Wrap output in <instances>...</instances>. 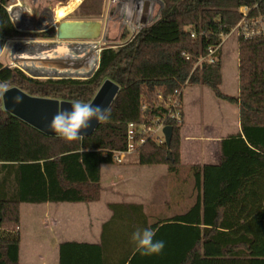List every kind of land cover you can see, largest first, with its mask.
<instances>
[{"label":"trees","instance_id":"1","mask_svg":"<svg viewBox=\"0 0 264 264\" xmlns=\"http://www.w3.org/2000/svg\"><path fill=\"white\" fill-rule=\"evenodd\" d=\"M10 1L0 0V54L7 39L56 38L54 27L37 33L20 31L8 10ZM159 1L160 18L134 41L118 49L104 48L98 69L88 78L40 79L0 61V82L32 96L90 103L106 80L120 86L109 121L101 123L92 136L76 141L46 135L5 111L0 93V264H22L23 205L100 201L106 168L115 164L113 152L127 149L129 125L143 124L153 117L161 119L169 98L187 81L206 85L219 99L238 105L246 139L241 133L232 137L252 153L260 154L248 143L264 153V146L251 135L252 131H264L262 42L239 43L238 96L221 89L222 50L215 63L196 66L238 23L241 6L258 2L263 6L264 0ZM106 2L85 0L79 10L92 3L86 16H101ZM192 32L199 35L198 41ZM184 118L183 111L181 121L166 120L174 128L170 148L166 142L148 140L139 151L142 165H165L178 174L183 166ZM190 169L191 191L188 179L174 181L169 187L168 208H182L190 195L192 204L183 212L152 215L144 203H111L112 216L103 224L101 241L61 244L60 264H264V208H237L240 200L232 185H220L215 172H210L216 167L195 164ZM137 228L154 230L155 239L165 242L163 252L145 256L135 251L131 236Z\"/></svg>","mask_w":264,"mask_h":264},{"label":"crops","instance_id":"2","mask_svg":"<svg viewBox=\"0 0 264 264\" xmlns=\"http://www.w3.org/2000/svg\"><path fill=\"white\" fill-rule=\"evenodd\" d=\"M31 1L11 0L9 7H13V17L17 16L23 19L21 21L24 22L25 20L26 22H28V15L32 14L33 12L30 2L33 3L35 2V0ZM64 1H67V3L65 4ZM84 1L85 0H81L77 6L71 7L70 3L72 2V0H49V4L53 3L52 7H50L49 9L47 8L50 12L49 16L52 17V22L45 29H40L39 25L42 16V8L47 7L46 5L42 6L41 11L38 12L37 18L35 20L36 24H34L33 27L25 26V28H21V30L20 27L16 24V22L13 19L12 20L15 26L20 31L32 33L47 31L52 27L56 28L58 24L64 21L63 19H65L67 16L76 13ZM54 3L56 4V6L54 5ZM106 4L107 9L109 10L108 12L110 14L115 15V13H120L122 14L121 17H123V15L126 14L124 10L129 13L128 15L131 14L128 6L123 9V5L125 4L123 3V0H107ZM60 5L67 7L68 13L65 17L59 19L55 11L56 7ZM23 22L21 23L24 24ZM66 22H64V24ZM61 25L62 23L60 24V26ZM120 29L123 31L122 27L119 28V31ZM113 31L114 34L111 31H106V34H104V39H106L108 33V38L116 37L118 33L115 29ZM47 40L50 41H41L33 38L7 39L5 41L4 48L0 54V61L2 58V54L6 53L7 55V52L12 49L10 51V56L13 59L12 63H14L15 66L19 65L17 67L21 68L23 71H25L23 67L27 68L29 70L28 72H30L34 77L40 78L41 75L49 74L48 78H55L51 76H55L57 74H64L63 72H61L62 69H60V66L54 65L56 67L53 66L51 68L40 62L51 61L53 64H59L65 63L64 60H66V58L64 59L60 56L59 58L56 55L58 49L61 48V46L64 44L59 45V43L56 41H53L51 39ZM68 52L71 54V59H74V56H78L79 54L82 55L83 53L81 49H76L75 51L74 48L70 47L68 48V50L65 51V54ZM97 53L98 60H100V54L99 52ZM97 68L98 66L96 67V70ZM25 72L27 73V71ZM229 104L230 103H228L227 105H222L223 107L221 108L220 113L214 117L215 120H213L212 111L208 109V113L205 114V119L201 124H194L190 122L185 125L183 129L184 148H186V151H189L190 153H192V151L197 153V156L195 155V161L191 162L187 159L186 163H189L190 165L200 164L202 167H205L206 165L216 167L215 171L212 170L210 172H215L213 174H216L218 176L220 185H227L229 183L232 185L233 194L239 196L238 199L240 200V203L237 202L235 204L237 208L262 209L264 208V153L261 152L259 149L253 147L250 143L246 141L250 148L259 152L260 154L252 153L251 151L246 149L243 143L238 140H235L232 137L233 135L241 133L243 135V138L246 139V136L243 133L240 108L236 105V111H233L231 105ZM233 106H235V104H233ZM197 126H200V131H198L199 133L197 135H194L192 129ZM251 135L261 145L264 146V131H252ZM223 141H225V145H223ZM184 148L182 152L183 156H186ZM184 178L189 180V191H191L193 189V180H191V178H188V173ZM173 182L174 181L170 182V184L168 183V188ZM106 191L103 192V194L105 193L104 199L102 200L101 198L100 200V203L105 202V205L98 209L96 207V211L93 214L94 217L90 218L93 224L89 225L86 230L81 232L80 234H73L72 237H68L65 232L64 223L66 219L64 214V208L65 206H74L76 204L84 203H45L41 205H30L26 208H22V223L20 230L22 238L21 245L25 247L26 244H28L26 249H31V251L35 253L34 256L42 261V263L36 264H60V247L61 244L67 241L89 243H99L101 241L103 224L108 221L112 216L111 213L107 217V205L109 207L111 203H114L112 200H109V198L106 197ZM135 200L136 199L133 198L132 200L128 201L118 200V202H140L146 205L145 201L143 200ZM186 200L187 201L185 203V206L186 208H188L192 204V201L190 200V195L189 197L187 196ZM153 202H155V200ZM96 204L98 203H93L92 205L94 206ZM31 206L36 209H40V212H38L37 216L33 215L34 220L31 217L29 218L30 214L26 212ZM146 208L148 209L147 205ZM104 215H106L105 218ZM27 217L28 220L33 221L35 228L31 229L29 227V223L27 226ZM39 220H44L45 223L42 224L39 222ZM37 227H39V229H37ZM43 249L47 257H44V253L42 252ZM20 257H22V252H20Z\"/></svg>","mask_w":264,"mask_h":264},{"label":"rangeland","instance_id":"3","mask_svg":"<svg viewBox=\"0 0 264 264\" xmlns=\"http://www.w3.org/2000/svg\"><path fill=\"white\" fill-rule=\"evenodd\" d=\"M64 3L66 4L67 1H64ZM52 4L46 5L47 7L45 8L43 7L42 11L41 9H39V12L41 11V15H42L39 25L40 29H45L52 22V17L49 16L50 12L48 11V9L53 6ZM150 4L152 5H149L148 7L149 9L148 17H147L148 25L156 22L160 18V12L162 8V4L159 0H154L153 3L152 1H150ZM54 5L56 6L55 3ZM92 5L94 4L88 3L86 6L81 8V10H78L76 13L67 16L65 19H63L64 21L61 22L62 25L60 26L61 24L60 23L55 28L56 38L51 40L58 42L59 45L64 44L62 46H65L66 48H68L71 45H74L77 49H81L83 52L89 51L90 56L88 57H91L93 55L97 56L98 55L97 52H99L101 56L102 51H100V48H103V50L104 48L107 47L116 48L119 45H122L126 42L128 43L131 42V38H129V34L125 30L122 31L120 29L119 31V28L121 27L120 22L122 21L120 20V18L115 17V15L110 14L108 12L109 10L107 9V4H105L104 12L101 16L97 14L98 16L95 15L93 17H87L86 12H88L87 10L93 7ZM117 14L118 13H116V15ZM64 22L75 23L81 25L82 27L76 29H70L68 28V26H65L66 23L64 24ZM23 28L25 27L23 26ZM114 29L118 33V35L116 36L117 38L109 37L107 39L106 37V39H104L105 38L104 34H106V31H111L114 34L113 31ZM41 41H50V40H41ZM11 50L12 49H10L9 52H7V55L6 53L2 54L1 61L5 66L7 64V66L10 67L13 66L17 67L19 65L15 66L14 63H12L13 59L10 56ZM240 57H241V45L238 43L237 36L236 35L228 36L222 48V67H223L224 78H223V85L221 86L222 91L227 95L238 96L240 94V89H241V77H240L241 58ZM68 60H69L68 62H72L74 59H71L69 57ZM90 60H92V58H90ZM98 62L100 63V60ZM23 68L25 69V71H27L28 75L33 76L30 72H28L29 70L27 68L25 67ZM91 75L92 73L86 76L75 75V74H69V75L57 74L55 76L52 75L51 77H55V78L73 77V78L85 79L90 77ZM48 77L49 74L41 75L40 79H46ZM228 103L229 102L225 100L219 99L212 91V89L206 85L189 84L186 87L185 97L182 104V109L185 114V118H184L185 124L183 126V129L185 125L190 122L194 124H201L205 119V114L208 113V109L212 111L213 120H215L214 117L220 113L221 108L223 107L222 105L225 104L227 105ZM229 105H231L233 111H236V105L233 106V104L231 103ZM198 131H200V126L194 127L192 129L194 135H197L199 133ZM183 132L184 130H182V150L184 148ZM184 150L186 152V156H183V152H182L181 163L183 164V166L180 168V170H178V174H174L173 172H170L168 166L165 165L164 166L142 165L140 163L139 152L135 155H130V156L127 155L123 159L124 161L123 164L115 163L114 165L106 168V172L104 173L103 176L104 191L107 190L106 197H108L109 200H112L113 202H118V200L128 201V200H132L133 198L136 199L135 201L143 200L145 201L148 207L147 209L148 212L151 213L152 215H158V213L160 212L168 216H173L176 213L183 212L184 209L186 208L185 204L182 206V208H179L178 210L177 209L173 210L171 209V207L168 208V202H170V198H171V196H169L168 186L172 181H176L174 183H178L179 181L181 182V180L185 179L184 177H186L187 173H188V178H190V170H191L190 164L186 162L187 159L190 160L191 162L195 161L197 153L194 151L190 153L189 151H186V148H184ZM171 158H172V154H171ZM191 180L193 179L191 178ZM104 195L105 193L103 194L102 200L104 199ZM154 200L155 202H153ZM93 203H98V204L93 206L92 205ZM103 205H105V202L100 203V201H96L91 203L76 204L74 206H65L64 214L66 221L64 223L65 224L64 228L67 236L72 237L73 234H80L81 232L85 231L89 225L93 224L90 218L94 217L93 214L96 211L95 208L97 207L98 209L100 207H103ZM28 206L30 205H23L22 208H26ZM109 209L110 207H108L107 205V210H106L107 217L112 213L111 209L110 210ZM26 212L30 214L29 218L30 217L33 218V215L37 216L38 212H40V209H36L31 206ZM105 216L106 215H104V218ZM26 221H27V226L29 223V227L31 229L35 228L33 221L28 220V217ZM39 222L42 224L45 223L44 220H39ZM37 229H39V227H37ZM27 245L28 244H26L25 247L21 245L22 247L20 252H22V257H21L22 264L42 263L40 259L34 256L35 253H33L31 249H26ZM42 252L44 253V249L42 250ZM44 257H47L45 253H44Z\"/></svg>","mask_w":264,"mask_h":264},{"label":"built area","instance_id":"4","mask_svg":"<svg viewBox=\"0 0 264 264\" xmlns=\"http://www.w3.org/2000/svg\"><path fill=\"white\" fill-rule=\"evenodd\" d=\"M31 1V0H30ZM150 1L154 0H123V9L127 6L131 12H126V14L121 17L122 14L118 13L115 17L119 16L120 26L123 31L125 30L129 34V38H131V42L140 34V32L148 26V12ZM32 2V1H31ZM33 12L28 15V22L21 23L23 20L20 17L12 15L13 7H9L8 10L12 16V19L16 22V24L21 28L23 26L33 27L35 20L37 18V11L41 9L42 6L49 5V0H35V2L31 3ZM36 9V10H35ZM123 12V10H122ZM240 19L238 23L234 26L231 32L222 37V41L215 47H211L208 50L207 55L201 57L196 66L207 64H213L218 60V53L222 50L223 45L230 35H236L238 39V43L241 42H262L264 45V5L261 6L258 2L255 5H243L239 8ZM25 21V20H24ZM27 29V28H26ZM22 30V29H21ZM28 30V29H27ZM192 37L195 41L199 40V35L196 32H192ZM128 43V42H126ZM124 43V44H126ZM122 45L116 47L120 48ZM103 48H100L102 51ZM191 57L187 56L189 60ZM189 81H187L180 89L176 90L174 95L169 98V102L167 104V110L164 113V116L160 118H149V122L143 124H130L128 131V144L127 149L122 151H114V161L116 164H123V159L127 155H135L140 149L148 142L149 139H155L158 142H166L164 129L166 126V120L171 119L174 122L182 120V97L185 94L186 87L189 85ZM156 113L158 111L156 110Z\"/></svg>","mask_w":264,"mask_h":264},{"label":"water","instance_id":"5","mask_svg":"<svg viewBox=\"0 0 264 264\" xmlns=\"http://www.w3.org/2000/svg\"><path fill=\"white\" fill-rule=\"evenodd\" d=\"M65 26H68L70 29L82 27L81 25L74 23H66ZM69 55L70 53L67 54V56ZM119 91L120 86L117 83L113 82L112 80H106L101 85L90 104L94 106L99 105L102 108H110ZM18 96L22 97V102H16V97ZM2 100L5 111L11 113L12 115L18 117L19 119L25 121L26 123L49 136H59L49 127L52 117L58 110H71V105L73 103L58 99L32 96L19 87L8 88L6 92L2 93ZM90 123L91 127L87 131L82 130L80 135L84 137L92 136L101 124L96 120H92ZM164 133L166 143L170 148L174 135L173 126H166ZM169 155L171 158V153Z\"/></svg>","mask_w":264,"mask_h":264},{"label":"clouds","instance_id":"6","mask_svg":"<svg viewBox=\"0 0 264 264\" xmlns=\"http://www.w3.org/2000/svg\"><path fill=\"white\" fill-rule=\"evenodd\" d=\"M9 87L8 82H0V93L6 92ZM16 102H22V97H16ZM110 116V108H102L99 105L94 106L86 101L77 100L72 103L71 110H58L52 117L49 127L66 141L83 140L85 137L80 133L91 127L92 120L107 123ZM155 235V231L151 228H137L131 236L135 251L145 256L161 254L165 248V242L156 240Z\"/></svg>","mask_w":264,"mask_h":264},{"label":"flooded vegetation","instance_id":"7","mask_svg":"<svg viewBox=\"0 0 264 264\" xmlns=\"http://www.w3.org/2000/svg\"><path fill=\"white\" fill-rule=\"evenodd\" d=\"M70 48L72 47H75L74 45H71L69 46ZM68 47V48H69ZM68 48H66L65 46H61V48L58 49V52H57V57H62V58H66V60L64 59H60V60H64L65 63H57V64H53L51 61H40L42 62V64L48 66V67H53L54 65H58L60 66V69L61 72H63L64 74L66 75H69V74H75V75H83V76H86V75H89L90 73H92V75L94 74L93 72H95V69L98 65V58L96 55H93L91 57H88L90 56L89 54V51L88 52H83L82 55H78V56H74V60L72 62H68V58L69 56H67V54L69 53H66L65 54V51L68 50ZM75 51H76V47L74 48ZM74 55V54H73ZM59 57V58H60ZM90 58H92V60H90ZM66 63H71V64H66ZM56 67V66H54ZM98 69V68H97ZM91 75V76H92Z\"/></svg>","mask_w":264,"mask_h":264},{"label":"bare ground","instance_id":"8","mask_svg":"<svg viewBox=\"0 0 264 264\" xmlns=\"http://www.w3.org/2000/svg\"><path fill=\"white\" fill-rule=\"evenodd\" d=\"M80 1L81 0H72V2L70 3V6L71 7L77 6L80 3ZM55 12H56L57 17L60 19L66 16V14L68 13V8L60 5L56 7Z\"/></svg>","mask_w":264,"mask_h":264}]
</instances>
